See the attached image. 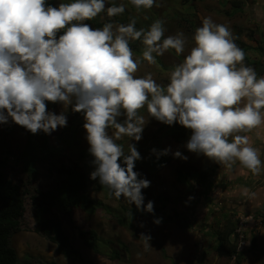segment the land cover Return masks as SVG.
I'll use <instances>...</instances> for the list:
<instances>
[{"label":"clouds","instance_id":"1","mask_svg":"<svg viewBox=\"0 0 264 264\" xmlns=\"http://www.w3.org/2000/svg\"><path fill=\"white\" fill-rule=\"evenodd\" d=\"M130 3L151 9L155 0ZM105 10L115 17L125 6L106 8L105 0H70L56 6L47 0H0V125L11 121L33 135H51L67 127L64 109L71 107L83 116L94 168L89 178L107 187L109 195L153 215L154 202L145 204L142 192L151 181L134 170L144 158L133 141L142 140L149 119L190 130L184 145L189 152L228 169L239 162L253 176L260 175L259 150L241 133L264 126V76L245 65L246 53L229 27L203 18L193 35L195 46L170 71L164 86L152 73L135 75L140 61L134 59L130 41H141L142 59L155 65L170 49L177 56L185 52L184 33L165 37L162 20L147 30L137 29L135 19L102 28L87 23ZM48 103L60 104L63 110L49 111ZM145 108L147 123L141 114ZM125 137L130 140L127 153L118 143ZM150 153L157 160L169 154L188 160L171 146ZM241 194L256 196L248 188ZM161 221L156 218L154 223Z\"/></svg>","mask_w":264,"mask_h":264},{"label":"rangeland","instance_id":"2","mask_svg":"<svg viewBox=\"0 0 264 264\" xmlns=\"http://www.w3.org/2000/svg\"><path fill=\"white\" fill-rule=\"evenodd\" d=\"M54 1L56 4L70 2V0ZM112 4H123L125 6L124 13L108 17L105 10L87 23L93 28H102L105 23L112 22L114 26L126 25L135 19L137 29L147 30L154 21L162 20L165 37L174 36L180 32L184 33L185 52L177 56L175 51L170 49L163 56L157 57L155 65H150L142 59L144 48L142 42H138L139 44L132 49L134 59L140 61L139 70L135 75L142 77L147 73H152L157 83L164 86L169 82L170 71L175 65L182 62L184 56L195 46L193 35L205 17H211L214 23L228 26L238 47L241 48L243 43L251 48L245 51L244 63L246 66H250L249 59L252 51H264V22L259 20V16H256L264 15V0H155L151 9H136L130 0H105L106 8ZM258 41L261 42L259 44L262 50H253V47L258 46ZM262 66L261 62L258 67L254 68L257 74ZM48 110L59 114L63 108L60 104L48 103ZM64 110L67 111V127L58 128L51 135H46L43 132L33 135L11 121L9 124L0 125V157L5 156V152L9 153L2 171L14 183L24 184L23 189L26 190L25 215L19 229L12 234L10 244L16 249L21 259L30 256L33 264H47L50 261H56L58 264H80L78 261L59 254L54 243L36 232L35 228L38 222L35 216V204L32 202V196L37 191L51 190L58 180L62 179L63 175H60L59 170L61 166L75 167V164L79 162L77 151L68 144L74 141L70 138V134L72 135L73 132L76 134L77 146L89 148L85 139L82 114L73 113L71 107ZM141 114L147 123L149 117L146 108L141 110ZM173 127L155 119H149L144 128L142 140L139 141L142 146L141 150L150 152L152 148L162 150L171 146L172 152L179 150L183 155L188 156V160L184 161L173 158L169 154V162L158 173L147 174L144 177L151 181L150 187L142 190L145 204L149 200L154 202V215L138 211V214L131 218L130 215L123 213L126 223L123 224L103 210L90 214L74 209L75 225L80 229L95 230L104 252L101 254L93 252L78 237L77 229L64 221V228L70 237L71 244L82 252L89 263L93 264H235L234 258L222 257L215 251L214 241L202 230V221L205 220L209 211L205 200L209 190L208 184H210L213 173L218 170L221 173L223 171V175L221 174V179L213 187L215 191L210 195L215 203L227 205L229 210H216L213 213L211 218V221H214L213 227L215 229L218 226L224 228L231 220L241 234L240 246L242 249H250L252 237L255 236L257 252L252 251L247 254L242 264H264V254L259 252V249H264L262 219L256 218L251 213L253 208L264 207V144H261V173L258 176H253L239 162L228 169L224 165L213 163L202 155L197 156L189 152L184 145L191 132L186 139L178 142L169 135V131ZM109 131L111 133L112 130ZM156 136L159 139L154 144L153 140ZM229 139L231 140V137ZM121 141H125L127 144L130 142L127 137ZM39 148L44 152H34L38 157H32L31 149L38 151ZM28 152L31 154L29 161L32 165L28 163ZM149 155L151 153L147 156ZM29 167L33 170H28ZM79 168L84 169L82 162ZM179 169L184 172L207 170L212 177L209 176L211 177L210 181L200 182L201 178L197 174L196 177L182 183L178 180ZM94 182L89 187V195L93 200L103 201L122 211L135 208L124 198L118 200L114 196H107L105 191L98 188L96 181ZM243 188H248L251 192L256 193V196L252 199L243 196L241 194ZM189 197H193V199L189 200ZM175 212L184 216L179 219L174 215ZM53 214L59 218L62 216L56 210ZM168 215H173V218L168 220ZM156 218H162L164 221L156 224L154 223ZM183 220L190 222L192 226L182 228L180 221ZM129 222L134 223L136 230L130 227ZM141 234L150 236L151 239L146 241ZM119 241L128 248L121 262L109 258L111 251L116 248L122 250Z\"/></svg>","mask_w":264,"mask_h":264},{"label":"trees","instance_id":"3","mask_svg":"<svg viewBox=\"0 0 264 264\" xmlns=\"http://www.w3.org/2000/svg\"><path fill=\"white\" fill-rule=\"evenodd\" d=\"M47 3L56 6L54 0H47ZM236 5H238L236 3ZM239 6V5H238ZM259 8V7H258ZM257 16V15H256ZM262 17V15H261ZM264 17V16H263ZM126 21V20H125ZM264 22V18L261 19ZM141 41L130 42V47L134 49ZM258 46L253 47L254 49L262 50V47L257 42ZM241 49L245 52L251 49L249 46H246L242 43ZM190 130L185 129L179 124L174 125L169 131V135L174 137L178 142L186 139ZM76 134H70V138L75 141ZM158 137L154 138V144L158 142ZM67 142L66 140H64ZM69 142V146L74 148L77 151V157L79 162L75 164V167H68L63 165L59 168L60 175L62 174V179L58 180L56 185L47 191H37L33 195V203L35 204V216L37 219V226L35 228L37 233H40L54 243L57 246L58 253L71 258L75 261H78L80 264H93L89 263L83 256L82 252L76 249L70 241V237L67 234L64 228V221H67L73 228L77 229L78 237L83 240V242L95 253H103V249L100 244V239L97 235V232L93 229L85 230L78 228L74 223L73 211L74 209H79L80 211L88 212L90 214H95L98 210H103L111 217L116 218L120 223H125L126 215H130L131 218H134L138 214V211L135 208L121 210L120 208H114L109 204L104 203L103 201H96L89 195V187L94 184V180L89 178L90 172L94 170L91 160L92 157L88 153V149L85 147L77 146L78 141ZM124 147L125 153L128 151V144L125 141H118ZM136 143L137 149L140 152L141 156L144 158L141 161L136 162L135 171H138L145 177L147 174H156L158 173L170 160V155L162 156L159 160L156 159L154 155L147 156L150 152L146 150H141L142 146L139 142ZM32 157L37 158V153L34 152H44L43 149L39 148L38 151L31 149ZM6 155L0 157V264H33L30 256H26L24 259H21L17 254L16 249L10 245V239L12 234L19 229L21 220L25 215V200H24V184L14 183L11 179L5 176L2 171V168L6 164L8 159V152H5ZM31 154L28 152V163L29 157ZM83 163L84 169L81 170L79 167ZM28 170H33L28 168ZM199 174L201 180L200 182L210 181V173L207 170L201 171H191L184 172L181 169L178 170V180L180 182H187L192 177H196ZM220 172H215V177L208 184L209 190L206 194L205 200L206 204L209 206V211L205 216V220L202 221V230L204 234L209 236V238L214 241L215 251L222 257L234 258L235 264H242L243 260L250 252H257L256 244L257 238L252 237V247L250 249H241L240 242L242 241L241 234L237 231L234 224L231 220L227 222L224 228H214V221H211L213 213L217 210H229L227 205L217 204L211 197V191L216 183L220 179ZM98 188L106 192L107 196L109 195V189L105 186H102L96 181ZM206 185V184H205ZM58 211L62 214L61 218L55 216L54 211ZM160 210L159 208L157 209ZM256 218L262 219V224L264 228V208H253L252 212ZM175 216L183 217L180 213L175 212ZM173 218V215H168L167 219L170 220ZM164 221V219H162ZM130 227L135 229L134 223L129 222ZM181 227H190L192 226L190 222L183 220L180 221ZM136 230V229H135ZM122 250L116 248L111 251L109 258L118 262L122 261L124 253L128 251L127 246L121 241L118 242ZM260 253L264 254V249H259ZM47 264H58L56 261H50Z\"/></svg>","mask_w":264,"mask_h":264},{"label":"crops","instance_id":"4","mask_svg":"<svg viewBox=\"0 0 264 264\" xmlns=\"http://www.w3.org/2000/svg\"><path fill=\"white\" fill-rule=\"evenodd\" d=\"M262 17L260 15L259 16V20H261L262 18H264L263 14H261ZM257 47V46H256ZM253 49V48H252ZM252 55L250 60V66L252 67H258V64L262 62V69H260V71L258 72L257 76L261 77L264 76V61H262L264 59V51H252ZM259 59H262L261 61ZM248 135L252 141V145L257 148L259 150V153L261 154L262 151V143L264 144V126H261L258 129L253 130L250 133H241V135ZM220 172V171H219ZM223 172V171H222Z\"/></svg>","mask_w":264,"mask_h":264}]
</instances>
